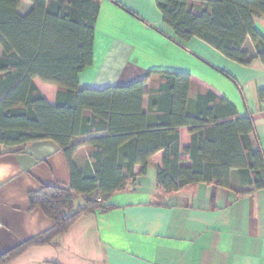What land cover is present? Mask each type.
Wrapping results in <instances>:
<instances>
[{"label": "trees", "instance_id": "1", "mask_svg": "<svg viewBox=\"0 0 264 264\" xmlns=\"http://www.w3.org/2000/svg\"><path fill=\"white\" fill-rule=\"evenodd\" d=\"M21 1L0 0V145L20 153L27 143H54L67 163L70 186H41L27 194L30 210H40L52 226L1 254L0 264L29 248L53 245L82 216L115 210L111 197L134 186L160 151L155 185L164 194L208 185L231 190L232 171L247 188L239 195L264 189V155L249 140L252 120L211 90L191 100L189 75L157 73L160 83L148 93V114L142 112L146 78L126 87L79 89L78 77L93 60L101 0H28L33 9L25 17L17 13ZM155 5L173 33L170 40L181 48L199 39L247 66L251 58L243 45L249 39L257 57H264V39L253 25L254 16H264V0H155ZM34 79L58 88L55 105L47 103ZM258 95L264 100V89ZM182 127L191 136L184 150L190 167L181 165ZM86 136L91 152L79 171L72 157L76 139ZM135 166L141 167L138 175ZM74 196L82 206L75 207Z\"/></svg>", "mask_w": 264, "mask_h": 264}, {"label": "crops", "instance_id": "2", "mask_svg": "<svg viewBox=\"0 0 264 264\" xmlns=\"http://www.w3.org/2000/svg\"><path fill=\"white\" fill-rule=\"evenodd\" d=\"M32 9L30 1L22 0L17 13L25 17ZM253 25L264 39V16H254ZM171 38L155 0H101L93 60L78 77L79 89L126 87L146 78L142 112L148 114V93L160 83L157 73L187 74L191 100L211 90L240 117L252 120L251 147L264 155L263 99L258 95L264 89V57H257L253 43L247 39L243 45L251 61L242 66L199 39L181 48ZM33 84L55 105L57 87L38 79ZM178 137L181 165L190 167L184 155L191 143L189 129L179 128ZM90 138L76 139L72 163L79 171L89 159ZM163 156V151L152 156L146 174L111 197L115 210L82 216L53 245L29 248L8 264H264V189L239 195L247 188L232 171L231 190L208 185L164 194L155 185ZM140 170L134 167L136 175ZM41 186H70L57 145L27 143L20 153L0 145V255L52 226L40 210L29 208L27 194Z\"/></svg>", "mask_w": 264, "mask_h": 264}, {"label": "rangeland", "instance_id": "3", "mask_svg": "<svg viewBox=\"0 0 264 264\" xmlns=\"http://www.w3.org/2000/svg\"><path fill=\"white\" fill-rule=\"evenodd\" d=\"M74 202H75V205H82V200L80 199V197H77L75 196L74 197Z\"/></svg>", "mask_w": 264, "mask_h": 264}, {"label": "built area", "instance_id": "4", "mask_svg": "<svg viewBox=\"0 0 264 264\" xmlns=\"http://www.w3.org/2000/svg\"><path fill=\"white\" fill-rule=\"evenodd\" d=\"M262 107H263V110H264V100H263V102H262Z\"/></svg>", "mask_w": 264, "mask_h": 264}]
</instances>
